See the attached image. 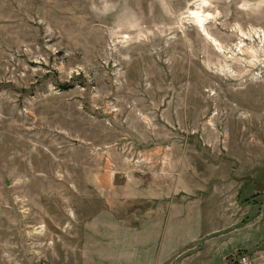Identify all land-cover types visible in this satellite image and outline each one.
Wrapping results in <instances>:
<instances>
[{
    "label": "rangeland",
    "instance_id": "rangeland-1",
    "mask_svg": "<svg viewBox=\"0 0 264 264\" xmlns=\"http://www.w3.org/2000/svg\"><path fill=\"white\" fill-rule=\"evenodd\" d=\"M146 176L206 232L186 248L185 211L157 253L110 255ZM237 255L264 264V0H0V264Z\"/></svg>",
    "mask_w": 264,
    "mask_h": 264
},
{
    "label": "crops",
    "instance_id": "crops-1",
    "mask_svg": "<svg viewBox=\"0 0 264 264\" xmlns=\"http://www.w3.org/2000/svg\"><path fill=\"white\" fill-rule=\"evenodd\" d=\"M143 179V182L139 183V192L131 196L136 207L131 209L127 206L125 208V219L120 218L118 219L119 221L112 219L103 224L104 228L109 226L119 232L120 246L114 247L116 253L112 251L110 255L118 253L119 257H121L122 254L119 253L121 251L126 252L132 257L134 254H138V256L150 254L151 250L153 254L157 253L156 250H159L163 240L174 231L173 225L175 220H178V224L182 223L181 220H183L185 211L186 224L189 227L187 228L186 240L183 241V245L186 244L187 248L189 244L206 232L205 230L202 231L206 225L203 222L201 208L194 204L197 202H195V199L194 201L182 199L177 202L174 197L170 196L171 192H168V187L160 186L159 181H145L147 176L143 177ZM136 218H138L137 221ZM170 229V233L164 235ZM216 234L218 233L216 232ZM126 236H128L127 240H129L130 244L126 245L125 248L123 247V240ZM104 239L107 240L105 237ZM105 246V248L110 249V242L108 244L106 242ZM170 252L166 260L180 251L172 249ZM163 263L164 261L160 263L156 262V264Z\"/></svg>",
    "mask_w": 264,
    "mask_h": 264
},
{
    "label": "bare ground",
    "instance_id": "bare-ground-1",
    "mask_svg": "<svg viewBox=\"0 0 264 264\" xmlns=\"http://www.w3.org/2000/svg\"><path fill=\"white\" fill-rule=\"evenodd\" d=\"M204 4L205 1H203L199 6L195 7L194 9L189 10L188 18L202 32V34L205 35V37H208L212 41V43L216 45L215 40L210 38L205 31L204 25L208 23L212 16L209 13H205L204 11H202L201 6H204Z\"/></svg>",
    "mask_w": 264,
    "mask_h": 264
},
{
    "label": "built area",
    "instance_id": "built-area-1",
    "mask_svg": "<svg viewBox=\"0 0 264 264\" xmlns=\"http://www.w3.org/2000/svg\"><path fill=\"white\" fill-rule=\"evenodd\" d=\"M234 262L235 264H248V261L245 255H237Z\"/></svg>",
    "mask_w": 264,
    "mask_h": 264
}]
</instances>
